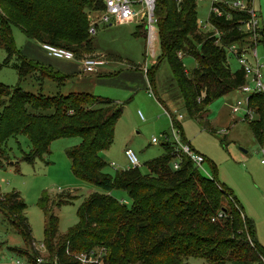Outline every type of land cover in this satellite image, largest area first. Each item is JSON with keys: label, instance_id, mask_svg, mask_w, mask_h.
Returning <instances> with one entry per match:
<instances>
[{"label": "trees", "instance_id": "obj_1", "mask_svg": "<svg viewBox=\"0 0 264 264\" xmlns=\"http://www.w3.org/2000/svg\"><path fill=\"white\" fill-rule=\"evenodd\" d=\"M99 5L98 0H0V46L6 53L0 67L14 68L20 82L31 75L39 82L51 79L63 83L71 76L29 59L16 49L11 26H19L28 39L38 43L66 47L76 53L91 51L87 11ZM226 11L229 18L211 13L207 18L220 35L217 44L211 32L199 30L195 0H156L159 62L168 63L171 75L165 92L175 85L190 116L202 118L209 103L244 83L243 69H230L224 47L250 43L241 28L248 15ZM185 55L196 60L189 74L183 65ZM156 68L154 64L144 71L153 92ZM248 105L255 118L243 121L261 144L264 94L250 95ZM122 110L117 101L90 92L45 96L24 91L19 84L10 87L0 82V141L26 135L31 149L22 159L32 163L49 153L52 141L79 137V143L66 151L73 174L103 190L91 192L81 202L77 223L60 237L52 206L67 203L70 195L53 201L51 206L48 197L40 198L45 215L42 242L48 258L57 257L61 264H79L67 254V248L79 252L104 247V264H189L191 257L203 259L204 264H264V248L257 240L254 223L233 192L216 178L215 166L210 178L182 156L179 168L173 169V148L162 144L164 153L144 163L146 173L138 166L114 175L105 171L107 163L99 153L112 144ZM171 117L173 125L181 129ZM113 190H123L129 206L118 201L111 194ZM25 208L17 191L0 192V213L22 236L25 247L32 249L34 240ZM35 256L29 254V262Z\"/></svg>", "mask_w": 264, "mask_h": 264}, {"label": "rangeland", "instance_id": "obj_2", "mask_svg": "<svg viewBox=\"0 0 264 264\" xmlns=\"http://www.w3.org/2000/svg\"><path fill=\"white\" fill-rule=\"evenodd\" d=\"M252 3L262 31L255 46L257 61L261 65L264 64V0H253ZM210 5V0H196V19L197 23L203 22L200 23L201 26L207 23ZM205 28L210 29V26L206 24ZM11 34L16 49L25 57L38 61L43 55L40 43L28 39L19 26L12 25ZM90 36L93 43L91 51L77 54L73 49L68 50L77 54V58L103 55L106 62L98 68L106 72L81 73L80 65L75 59L65 67L64 73L71 77L61 84L51 79L39 82L31 75L20 82L16 70L10 66L0 67V82L10 87L19 84L24 91L45 96L90 92L122 104L123 110L115 125L112 144L99 153L107 163L105 171L111 175L130 166L124 154L126 148L133 150L139 161L138 168L146 173L144 163L164 153L161 135L170 132L173 125L172 115L179 123L185 140L208 159L202 165L203 170L212 175V166H215L216 178L236 196L244 213L253 221L257 240L264 248V163H261L264 160V142L259 144L247 122L243 121L244 109L237 112L231 110L232 105L239 99L243 101L246 95L237 90L229 92L209 103L202 118L190 116L183 107L175 85L171 86L173 89L165 92L171 75L168 63L165 60L159 62L160 40L155 43L154 50H151L140 23L132 21L112 25L99 24L96 32ZM239 46L250 49L254 47V42H243ZM5 55L0 46V63ZM226 55L230 69L238 68L237 60L228 52ZM248 58L251 60L250 55ZM154 64L157 66L155 92L148 87L144 74ZM183 65L189 74L195 67L196 60L192 55H185ZM261 73L264 82V69ZM89 76L91 78L87 79L91 81L86 82V77ZM247 83L252 85L251 76L247 78ZM157 96L166 109L157 100ZM250 110L252 112V108ZM179 114L182 115L180 119ZM152 137H157L159 142L152 143ZM79 141V137L58 138L50 143L48 154L32 163L22 159L23 154L31 149L26 135L18 134L0 141V192L6 194L17 191L20 194L26 204L24 212L34 240L32 249L25 247L22 236L0 213V264H16L17 260L27 264L29 254H39V251H35V245L43 243L44 237L45 215L39 206L42 196L50 199L51 206L53 201H61L64 195H70L67 203H54L56 205L52 206V211L58 218L57 234L60 237L77 223V208L81 202L91 192H103L99 187L73 174L66 151ZM111 194L129 206L128 197L123 190H113ZM42 254L47 257L49 255L46 250ZM188 263L205 262L201 258L191 257Z\"/></svg>", "mask_w": 264, "mask_h": 264}, {"label": "built area", "instance_id": "obj_3", "mask_svg": "<svg viewBox=\"0 0 264 264\" xmlns=\"http://www.w3.org/2000/svg\"><path fill=\"white\" fill-rule=\"evenodd\" d=\"M99 7L90 9L87 12V19L89 22L88 34L93 35L99 24L112 25V24H122L132 21L140 23L143 28L145 39L147 44L154 50L155 43L158 41V31H157V17L155 15L156 10V0H98ZM179 1V0H178ZM210 12L215 16H223L229 18L227 9H233L238 11L246 12L248 17L241 22L242 30L248 35L249 40L254 42L253 48H242L237 43L231 44L230 46H225L226 53L232 55L237 60L239 67L244 71V83L240 86L237 91L244 93L246 96L244 100H237L235 104L232 105V112H237L244 109L243 119L251 120L253 119V111L251 112V107L248 105V97L253 94L262 93L264 94V82L262 81L261 70L264 69V64H258L257 52L255 49L256 42L259 41V37L262 33L259 26V20L257 13L253 7V0H210ZM196 3V0H195ZM95 15L96 18L93 17ZM203 23V22H200ZM198 23V28L202 32H211L213 36L217 37L215 43L219 44V33L216 31L214 26H212L208 21L207 25L210 29H206V24L200 25ZM41 47L48 55L56 59L73 61L77 60L80 65L81 73H92L97 70V68L105 64L106 60L103 55H92L87 57L77 58L76 55L68 49L56 47L49 43H42ZM181 53H179L180 55ZM250 55L251 60L248 58ZM255 61V63H253ZM229 63V61L227 60ZM146 71V70H145ZM251 76L252 85L247 83V78ZM181 114L178 115L180 119ZM163 141L162 144H170L173 148L172 153H174V158L171 161V166L173 169L179 168V161L182 156L187 157L191 163L204 175L211 178V175L203 170V163L205 162V157L203 154L195 150L189 142H187L183 135L181 129L176 125H172L169 133H163L161 135ZM152 143H158L159 139L157 137H152ZM264 152V149H263ZM124 154L130 164V167H137L139 165L138 158L132 149L126 148ZM264 163V160H261ZM114 166V164H112ZM46 248L43 243L35 245V251L38 252L32 262L27 264H61L57 257L49 259L42 253L45 252ZM68 255H70L74 261L79 264H104L106 250L103 247H95L86 251H71L66 249ZM16 264H22L20 261H16Z\"/></svg>", "mask_w": 264, "mask_h": 264}, {"label": "crops", "instance_id": "obj_4", "mask_svg": "<svg viewBox=\"0 0 264 264\" xmlns=\"http://www.w3.org/2000/svg\"><path fill=\"white\" fill-rule=\"evenodd\" d=\"M40 47H41V43H40ZM41 49H42V51H44L43 50V48L41 47ZM98 55H100V54H98ZM38 62H40V63H42V64H44V65H46V66H50L51 68H53L54 70H57V71H59L60 73H62V74H67V73H64V72H66L65 71V67H66V65H68L69 64V62L70 61H66V60H61V59H56V58H54V57H51L50 55H48L47 54V52L46 51H44L43 52V55H41L40 56V58L38 59ZM104 65V64H103ZM78 67H79V65L77 66V70H78ZM100 67V66H99ZM79 71H80V68H79ZM97 72H106L104 69H99L98 68V70H96ZM95 71V72H96ZM100 72V73H101ZM67 75H70V74H67ZM71 76V75H70ZM90 79L91 78V76H89V77H86V82L88 81H91V80H88V79ZM78 80H82L83 81V79H81V78H78ZM95 80V79H94ZM84 82V81H83ZM94 82V81H93ZM85 83V82H84ZM206 158V157H205ZM130 167V166H129ZM129 167H127V168H129Z\"/></svg>", "mask_w": 264, "mask_h": 264}]
</instances>
